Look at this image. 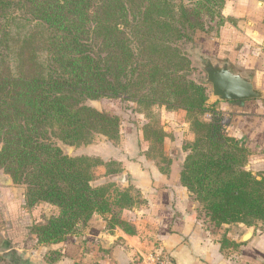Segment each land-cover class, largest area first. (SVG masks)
Listing matches in <instances>:
<instances>
[{
    "label": "trees",
    "instance_id": "1",
    "mask_svg": "<svg viewBox=\"0 0 264 264\" xmlns=\"http://www.w3.org/2000/svg\"><path fill=\"white\" fill-rule=\"evenodd\" d=\"M227 1L0 0V169L26 186V208L58 209L32 228L38 244L63 241L95 214L111 215L107 188L90 185L102 161L68 157L57 144L86 147L95 135L118 142V118L85 104L103 98L183 111L195 139L180 183L210 228L264 230V175L246 170L249 151L226 135L220 114L206 105V87L186 79L182 44L206 45L205 19L222 27ZM141 132L163 156L164 131L146 122ZM118 200L121 209L130 206L127 191Z\"/></svg>",
    "mask_w": 264,
    "mask_h": 264
},
{
    "label": "crops",
    "instance_id": "2",
    "mask_svg": "<svg viewBox=\"0 0 264 264\" xmlns=\"http://www.w3.org/2000/svg\"><path fill=\"white\" fill-rule=\"evenodd\" d=\"M221 15L224 25L212 37L208 36L207 44L200 48L201 53L214 62L228 64L235 72L251 75L255 87L264 94V0H229ZM206 104L220 114L226 135L250 151L246 170L254 175H264V96L261 100L228 102L210 98ZM164 116L168 119L178 117L183 126L189 127L181 110L164 111ZM139 129V139L147 144L145 151L142 150L144 159L132 161L116 156L112 161H104L100 158L102 165L96 168L98 172L94 170L90 182L94 187L115 181L130 183L138 191L136 197L128 191L130 206L121 209L131 233L114 223L110 225L112 215L95 214L85 225L78 224L63 241L38 244L32 228L58 214L57 208L44 203L55 209V214L25 229L33 246L17 249L13 244L6 250L25 254V259L17 255V264H131L139 254L149 251L150 245L169 253L174 264H264L261 225L243 226L246 231L237 237L230 231L220 234L232 225L212 230L208 222L199 219L190 193L180 183L184 157L176 160L174 156L167 172H162V165L146 157L149 145ZM190 136L193 138L194 134ZM108 164H111L109 168ZM138 198L140 203H137ZM34 207L25 208L32 210ZM10 229L13 232L15 227L7 228L9 232ZM247 231H251L252 236L241 242ZM12 234L15 242L17 237L14 232ZM29 244L28 239L26 247ZM40 253L41 258L36 259ZM50 254L53 257H49Z\"/></svg>",
    "mask_w": 264,
    "mask_h": 264
},
{
    "label": "rangeland",
    "instance_id": "3",
    "mask_svg": "<svg viewBox=\"0 0 264 264\" xmlns=\"http://www.w3.org/2000/svg\"><path fill=\"white\" fill-rule=\"evenodd\" d=\"M185 4L191 5L190 2H185ZM216 21L217 19L214 21L205 19V27L208 34L207 36L212 37L218 31L219 27L217 26ZM182 48L186 51L190 60V71L187 72L186 79L203 85L205 78L201 71L199 62V56L201 55L199 42L194 44L183 43ZM206 89L209 100L211 98V89L210 87H206ZM85 104L100 113L118 118L120 130L119 140L117 143L108 142L105 140L104 136L95 135L91 145L86 147L82 146L79 148L63 145L60 142H57L64 155L68 157L87 156L93 161L100 160V158H102L104 161H112L113 157L116 158V156H122L123 158L132 161H137L138 158L144 159L142 154L145 151L147 144L139 139L138 130H140L139 128H141L146 122L151 123L154 127L161 128L163 131L165 130L164 133L166 134V142L163 144V156L156 149V147L154 151H152V149L149 150L148 148L145 152L148 160L162 165V167L167 163L166 159L170 161L171 164L174 160V156L176 160H182L183 157L185 159V157L189 154V151L185 150V148L195 139V133L190 124L189 127H185L181 124L182 120L178 117L174 119L166 118L164 116V111L166 112L168 110H166L165 107L161 105H153L149 109H146L139 107L130 101L110 100L105 98L96 101H87ZM141 110L142 112H145L149 119H144L143 114L139 113ZM205 118L208 119L209 115L206 114ZM191 133L194 134L193 138L190 136ZM246 149L248 150L247 147ZM96 168L94 170H96ZM6 179L7 184L5 183ZM100 187L107 188L108 194L106 197L109 199L108 201H110L112 206V221L115 222V224L117 222H121L123 227L125 224V226L130 228L129 223L124 221L122 218L121 207L124 205V202H121L118 199L120 198L121 193L123 194L126 191H129L130 194L136 197V193H138V191L132 185H130V183L126 184L119 181H115L110 184H104ZM25 190L26 186L24 184L15 183L9 174H6L2 169H0V264H17V255H20L21 259H25V254L23 252L20 253L15 250H6L13 244L17 249H20L21 246H23L22 248H31L33 246V242H31L30 238L26 235L25 229L31 224L42 223L47 218L55 214V209L44 203H39L32 210H27L24 206ZM139 198L137 199V203L141 202ZM190 198L193 203L192 205H194L198 213L199 219L205 223L208 222L205 212L203 211L200 203L196 200L195 195L190 194ZM243 226L244 225H242V227H225L224 230L220 232V234L230 231L232 232L231 234H234L235 237H237L242 234L243 231H246ZM10 227H15L13 230L14 236L16 235L17 237L15 242L12 234L13 232H11L12 229H10V232L7 230V228ZM28 239L30 244L29 247H26L28 246ZM153 246L150 245V248H153ZM47 254L48 253H46V255ZM41 256L42 255L40 253L39 257L37 256L36 259H40ZM49 257H53V254H50Z\"/></svg>",
    "mask_w": 264,
    "mask_h": 264
},
{
    "label": "water",
    "instance_id": "4",
    "mask_svg": "<svg viewBox=\"0 0 264 264\" xmlns=\"http://www.w3.org/2000/svg\"><path fill=\"white\" fill-rule=\"evenodd\" d=\"M199 62L205 78L203 85L210 87L211 99L214 101L261 100L263 98V92L255 87L251 76L235 72L228 64L214 62L202 53L199 56ZM125 179L126 175H124ZM251 236L252 232L247 231L241 237V242L248 241Z\"/></svg>",
    "mask_w": 264,
    "mask_h": 264
},
{
    "label": "built area",
    "instance_id": "5",
    "mask_svg": "<svg viewBox=\"0 0 264 264\" xmlns=\"http://www.w3.org/2000/svg\"><path fill=\"white\" fill-rule=\"evenodd\" d=\"M131 264H174V261L166 251L153 248L143 254H139Z\"/></svg>",
    "mask_w": 264,
    "mask_h": 264
},
{
    "label": "flooded vegetation",
    "instance_id": "6",
    "mask_svg": "<svg viewBox=\"0 0 264 264\" xmlns=\"http://www.w3.org/2000/svg\"><path fill=\"white\" fill-rule=\"evenodd\" d=\"M7 182V180L5 181V183Z\"/></svg>",
    "mask_w": 264,
    "mask_h": 264
}]
</instances>
